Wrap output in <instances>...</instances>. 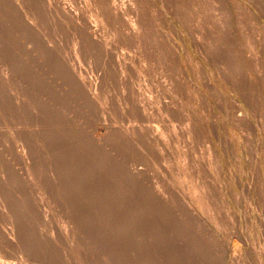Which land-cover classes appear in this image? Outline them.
Segmentation results:
<instances>
[{
	"label": "bare ground",
	"instance_id": "obj_1",
	"mask_svg": "<svg viewBox=\"0 0 264 264\" xmlns=\"http://www.w3.org/2000/svg\"><path fill=\"white\" fill-rule=\"evenodd\" d=\"M143 1L144 4L142 0H0V122L8 121L12 125L10 134L5 136L2 133L5 139L0 141V264H63L55 254L60 245L55 237L63 238L71 245L81 242L83 248L79 249L80 257L89 264H214L212 260L204 258L210 253L212 244H208L199 235V231L184 222L182 215L176 210L179 208H174L168 203L170 198L166 200L167 195L164 197L165 192L146 184L140 176L141 169H135L127 164L131 176L127 170L129 174L126 173L127 178L122 177L120 180L118 177L123 166L122 161H129L120 145L127 144L128 140L131 142L140 139L142 148L151 151L153 143L154 149L156 145L163 143L162 138L152 132L150 127L151 130L148 128L136 130L138 135L135 134V126H132L131 131L124 129L122 134L117 133L113 126L106 122L107 114L106 117L98 114L92 120L88 119L91 128L85 122L88 114L86 119L80 116L81 119H85L84 121L76 118L75 113L72 114L71 103H76L74 110L78 112L83 107L81 104L98 105L97 102L104 98L98 93L99 88L102 89L100 79L98 81L94 79L93 74V77L88 75L91 73L86 74L85 68L82 69L79 65L81 59L87 60V63L101 64L102 67H106L105 69L108 68L107 71L113 64L114 70L122 73L118 80L124 83L123 76L128 72L125 74L123 72H126L132 63L129 60L131 64L126 63L125 59H121L122 56L121 58L117 56L119 54L115 55L113 51L115 47L118 49L120 44L124 47L126 44H132L130 46L134 47L135 44L134 48L137 47L138 50L145 48L148 43L151 48L148 45L147 49H153L152 52H156L157 57L160 54L164 57L162 53L165 48H162L158 40L161 37L159 33L157 34L159 38L152 34L154 24L145 5L152 7L154 12L161 7L155 0ZM159 1L163 9L167 8L164 0ZM173 5V11L180 24L191 28L187 19H190L193 13L186 17L189 12L186 14L187 10L184 9L181 0ZM199 34L205 36L208 32L200 31ZM206 42L208 43V40ZM215 47L222 51L219 43ZM137 52L136 54H140ZM170 53L172 55L173 52ZM215 53L216 51L213 54ZM165 58H161L162 63L158 64V61L153 60L155 66L160 67L165 62L162 59ZM166 63L170 65L169 62ZM168 65L159 68L158 72L167 70ZM150 66L152 68V63ZM204 73L206 74L205 71ZM104 74L109 73L104 71ZM205 74L203 82L207 85L209 78ZM172 75L179 77L178 74ZM125 83L122 86L120 84V87L124 85L126 87ZM122 90L120 93L129 99L126 100L130 101L129 107H132L135 116L147 118V114L143 112L144 104L141 105L135 100L139 93L128 89L129 92L125 94L127 91ZM99 94L103 96L102 99L100 97L101 100L97 98ZM105 95L107 97V94ZM108 97L105 99L109 101ZM78 103L81 104L77 110L75 107L78 108ZM103 103L99 105L102 106ZM85 111L80 113L86 114ZM166 111L169 114L174 113L173 108L168 106ZM92 113L94 115V111ZM186 119L189 120L188 117ZM25 120H27L24 122L25 125H21L20 121ZM27 122L31 123L29 125L31 127H27L29 124ZM8 123L5 122V127ZM100 123L107 128L106 133H99ZM195 127L196 124L192 131H196L193 130ZM197 128L199 131L198 126ZM4 129L7 130L8 127ZM2 134L0 138L4 137ZM119 140L123 143L120 144ZM19 146L26 154V161H20L21 167L15 166L13 160L19 155L17 152ZM142 148L133 145L129 149L143 151ZM157 148L160 150L161 147ZM202 166H205L203 162ZM123 168L125 169V166ZM51 207L58 213L62 227L59 225L58 228L56 223L57 228L49 235L45 219L47 210ZM218 208L221 210L220 206ZM42 224L44 227H41ZM48 225L50 227L49 223ZM212 243L214 245L215 241ZM92 245H95L97 250H94ZM74 252L75 250L72 253Z\"/></svg>",
	"mask_w": 264,
	"mask_h": 264
},
{
	"label": "rangeland",
	"instance_id": "obj_2",
	"mask_svg": "<svg viewBox=\"0 0 264 264\" xmlns=\"http://www.w3.org/2000/svg\"><path fill=\"white\" fill-rule=\"evenodd\" d=\"M177 1L164 0L168 9H163L160 1L155 0L157 5L161 7L155 12L152 7L145 5L149 18H151V22L155 26H152V29L150 28L152 34L157 35L159 33V37L162 38H159L157 35L160 45L163 49L165 48L163 50L164 53H162L164 57L160 54L161 58H167V60H165L166 58L162 59L165 61L163 64L168 65L167 61L171 65V67L170 65L167 67L169 72L164 69L158 72L159 68H165L166 65L155 66L156 63L153 60L155 62L158 61L157 64L159 62L162 63V61L160 56L157 57L156 52H152L154 51L153 49H149L151 45L148 43L145 47L147 49L149 45L147 50L145 48H138L141 51H138L137 47L134 48L135 44H133L134 47L130 46L132 44H126L124 47L123 44L119 45L117 43L119 47L122 46L120 47L121 49L119 47L118 49L116 47L113 49L115 55L119 54L117 56L120 58L122 56L121 59H125L126 63H132L128 66L127 71L123 72V74L128 72L125 75L127 78L123 76L125 80L122 79L124 83L126 82V87H124L125 85L123 86L125 89L120 87V84L123 82L120 83L118 80V77H121L122 73L119 70H114L113 64L109 71H107L108 68L105 69L106 67H102L101 64H91L87 63V60L81 59L79 65L82 66V69L85 68L86 74L91 73L88 75L93 77V74L94 79L98 81L100 79L99 82L102 89L100 90L99 88L100 92L98 90V93L103 95L104 98L102 99L103 96L99 94L98 100L102 99L104 101L108 97V94L113 100L108 97L109 101L107 99H105L106 102L104 101L106 104L102 100H96L100 102H97L98 105L104 104H102L103 107L105 106L104 108L99 105V109H103L106 112L101 110L104 114L100 110L98 111L96 103H87L90 107L78 103V108L75 107V109L78 110L80 108L79 104L83 105V107L85 105L86 109L81 107V111L79 109L76 112L74 110L76 103L73 102L71 103L73 104V110L71 108L72 114L75 113L77 116L74 115L79 119H81L80 116L85 118L88 114L87 119L85 118L86 120L83 118L81 120H85L90 128L89 121L95 118V115L100 114L101 117L104 115L106 117L107 114L106 122L113 126L117 133L120 132L121 134L124 129L133 130L134 126L135 134L138 133L136 130L151 128L152 132L158 134L159 138H162L161 141L163 140L162 144L156 145V148L157 146L162 148L160 150L158 148L157 150L156 148L154 149L155 143L153 142V150L148 151L142 148L143 144L140 139H138L140 141L135 140L131 142L128 140L126 141L127 144L119 140L120 144L123 143L122 146L120 145V148L122 152L126 153V158L129 160L122 161L121 164L123 166L121 173H119L120 176H118L119 179L122 180V177L127 178L125 176L128 173L130 174L126 167L127 164L135 167V169H141L142 173L140 176L143 177L146 184L153 189L157 190L158 188L162 192H165L164 197L166 198L167 195L166 200L170 198L169 202H167L174 208H179L176 210L180 212L184 222L197 230V232L199 231V235L208 244H212L210 247L214 253L210 251L209 254L204 256L208 261L212 260L214 264H264V0H181L184 9L187 10L186 14L189 12V15L187 14L186 17H189L193 13L190 16L191 18L187 19V22H190L188 23V26L191 27L189 29L185 25L180 24L178 17L176 18L177 15L173 11V3L175 4ZM142 2L144 4L143 0ZM194 24H196L195 27L193 26ZM200 31L208 32L206 34L208 37L200 35ZM207 40L208 43L206 42ZM218 43L222 46V51L215 47ZM132 49L136 51L133 52ZM119 50L120 52H118ZM144 50L149 51V55L143 52ZM165 50L168 51L166 52ZM169 51L173 52L172 55ZM214 51H216L215 55L213 54ZM141 52H143L142 55ZM129 55L131 58L128 57ZM165 55H171L169 56L170 59ZM204 56L208 59L205 60ZM153 57H157V59H153ZM129 58L134 59L130 60ZM148 62L152 63L153 69L155 67L157 69L153 71L150 66L151 63L148 64ZM102 70L109 74L105 75ZM168 73L178 74L179 77L177 75L175 77L172 74L168 75ZM204 74L209 78L207 85L203 82ZM95 75L97 76L95 77ZM174 78L176 79L173 85ZM178 81H181V85H178L180 84ZM128 89H132L136 94L139 93L135 100L141 105L144 104L145 110L143 112L147 114V118L135 116V113L131 110L132 107H129V104H131L129 103L130 101H127L129 99L125 96L124 98L121 94V90L127 91ZM101 92H105L107 97ZM128 92H125V94ZM110 100L111 104L108 103ZM125 103L128 108L125 106ZM166 106L171 109L173 108L175 114H169L166 111ZM91 107L96 108L98 112L93 110V115L91 109L94 108ZM163 108L165 109L163 110ZM83 110H86L85 113H87H83L82 115L80 112H83ZM148 114L151 115L149 118ZM187 117L189 120L186 119ZM135 118H139V120ZM26 121H20V124L25 125L24 122ZM5 122L8 123V121ZM5 122H0V132L2 131L0 135L4 133L6 136L10 134L12 125L8 123L5 127ZM27 123H29L28 125L26 124L27 127H31L29 126L31 123ZM192 124L194 126L196 124V127L193 129H196V131H192V127H194ZM197 126L199 127V131L201 130L200 133L197 130ZM7 127L9 130L4 129ZM98 129L100 134L107 132V128L101 123ZM5 136H1L0 141L5 139ZM129 145L131 147L137 145L143 151L130 150L129 148L131 147ZM17 150L18 157H20L13 158V160L15 166L21 167L20 161H26V154L23 153L20 146L17 147ZM202 162L207 166H202ZM124 166L125 169L123 168ZM166 182L170 185L169 187H172L169 188ZM174 200H176V203ZM202 201L204 202L202 203ZM174 203L175 205H173ZM219 206L221 210H219ZM47 211L45 227L47 226L46 228L50 235L51 231L57 228L56 223H58V228L62 226L60 217L55 209L51 207ZM196 218L198 220L201 218L202 220L198 222ZM43 225L41 227H44ZM55 238L57 243H60L55 254L63 261V264H89L80 257L79 249L83 248L81 242L77 245H71L64 241L63 238ZM209 238L215 241L214 245L212 243L213 240ZM92 247H94V250H97L95 245H92ZM63 248L69 250L67 251L69 254ZM74 250L76 254L75 252L72 253ZM8 261L11 262L10 260Z\"/></svg>",
	"mask_w": 264,
	"mask_h": 264
}]
</instances>
